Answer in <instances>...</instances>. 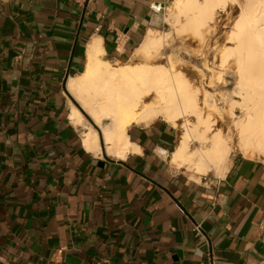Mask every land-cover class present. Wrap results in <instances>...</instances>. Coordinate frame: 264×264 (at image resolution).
<instances>
[{
    "label": "crops",
    "instance_id": "obj_1",
    "mask_svg": "<svg viewBox=\"0 0 264 264\" xmlns=\"http://www.w3.org/2000/svg\"><path fill=\"white\" fill-rule=\"evenodd\" d=\"M158 1L0 0V264H264L262 162L191 175L160 119L128 127L124 159L95 156L68 119L90 45L126 62L164 28Z\"/></svg>",
    "mask_w": 264,
    "mask_h": 264
},
{
    "label": "bare ground",
    "instance_id": "obj_2",
    "mask_svg": "<svg viewBox=\"0 0 264 264\" xmlns=\"http://www.w3.org/2000/svg\"><path fill=\"white\" fill-rule=\"evenodd\" d=\"M235 3L237 0H175L176 23L183 15V24H179L197 30ZM244 4L226 39L207 44L196 74L197 86L186 78L187 68L170 59L168 65L160 63L163 41L153 31L134 50L130 64L112 65L99 57L98 45H90L85 70L66 83L67 93L76 103L68 119L79 130L85 150L95 156L124 159L136 150L127 137L128 127L160 119L181 130L171 163L187 167L194 175L223 173L233 131L240 149L264 158V0H244ZM224 73L234 77L230 93L221 91L231 85ZM221 103L229 104L233 122L230 132L228 121L220 125L226 128L225 135L218 127L222 115L216 105ZM237 108L240 117H236ZM83 113L90 124L85 123ZM193 142L198 143L196 149L190 148Z\"/></svg>",
    "mask_w": 264,
    "mask_h": 264
},
{
    "label": "rangeland",
    "instance_id": "obj_3",
    "mask_svg": "<svg viewBox=\"0 0 264 264\" xmlns=\"http://www.w3.org/2000/svg\"><path fill=\"white\" fill-rule=\"evenodd\" d=\"M174 4L175 0H166V7L163 11L165 19L164 28L160 31L155 32L156 37L160 38L163 41V45L161 47L163 59L160 60V63L167 64V60L170 59L172 61H175L177 66L182 67L184 69L187 68V70L189 71H185L186 78L190 81L191 84L197 86L196 74L201 68L200 63H202V57L206 51L207 44L213 42L222 43L224 39H226V37L228 36V32L230 31L231 27L233 26L238 17V14L240 13V8L242 7L243 9H245L244 0H237V3L228 5V7H226L222 13H219L214 18L207 20V22L203 25H200L197 30L179 24H183V15H180L179 23H176L177 13L175 11ZM180 27H183V29H181ZM130 58L126 62H122V64H130ZM111 64L116 65L119 63ZM223 75L224 78L231 83V85L228 87L227 90L221 91L230 93L234 87L233 74L224 73ZM200 94L201 93H199L198 98H201ZM72 104L73 102H71L70 105L72 106ZM216 106L222 115V119L221 122L218 124V127L221 129V134L225 135V133H227L226 128L224 126L220 127V125L223 124L224 121H228L230 125L229 132L230 128L233 126L232 119L228 115L229 104L221 103L217 104ZM235 113L236 117L241 116V113L238 108L236 109ZM85 119L87 120H85V123L90 124V121L86 117ZM189 119L192 120L193 117H190ZM92 127H94L95 130H97L98 132V129L95 126ZM174 129L177 133L178 140L181 134V130L177 128ZM211 132H213V130H211ZM235 133L236 132L233 131V137L231 140V151L226 161L225 168L230 162V160L233 159L235 156L251 157L259 160L264 164V158L260 154L256 152L252 153V151L250 152V149L246 151L238 147L237 137ZM197 147L198 143L196 142H193L190 146L191 149H196ZM185 168L191 175H193V173L187 167ZM212 175H214L215 177H220L222 174L212 171L204 176L205 178H207L212 177Z\"/></svg>",
    "mask_w": 264,
    "mask_h": 264
},
{
    "label": "built area",
    "instance_id": "obj_4",
    "mask_svg": "<svg viewBox=\"0 0 264 264\" xmlns=\"http://www.w3.org/2000/svg\"><path fill=\"white\" fill-rule=\"evenodd\" d=\"M73 1L82 4L85 0H73ZM165 7H166V0H159L157 3L151 5V9L154 12H163L165 10ZM196 230L199 233V227H196ZM53 264H68V263H65L63 261H57V262H53ZM96 264H108V261L100 260Z\"/></svg>",
    "mask_w": 264,
    "mask_h": 264
},
{
    "label": "water",
    "instance_id": "obj_5",
    "mask_svg": "<svg viewBox=\"0 0 264 264\" xmlns=\"http://www.w3.org/2000/svg\"><path fill=\"white\" fill-rule=\"evenodd\" d=\"M72 54H73V52H72ZM71 57H72V55H71ZM70 62H71V60H70ZM70 65V64H69ZM67 77H68V72L66 73V75H65V77H64V79H63V88H65V83H66V80H67ZM66 92V91H65ZM67 93V92H66ZM67 96L69 97V99L71 100V102H73V104H76L75 102H74V100L70 97V95L67 93ZM83 115L90 121V118H88V116H86L84 113H83Z\"/></svg>",
    "mask_w": 264,
    "mask_h": 264
}]
</instances>
